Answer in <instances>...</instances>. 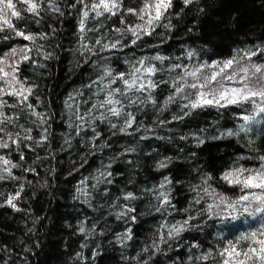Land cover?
<instances>
[{
  "label": "trees",
  "instance_id": "16d2710c",
  "mask_svg": "<svg viewBox=\"0 0 264 264\" xmlns=\"http://www.w3.org/2000/svg\"><path fill=\"white\" fill-rule=\"evenodd\" d=\"M12 2L23 19L12 16V10L0 12V16L7 18L17 31L46 33L48 39L35 42L43 45L37 52L30 41L16 36L0 20L3 28L0 57L4 58L0 64L3 69L0 101L6 102L0 111L12 118L4 124L6 132L0 134L9 143L8 148L0 149V156L11 162L5 165L0 160V176L4 177L0 180V264H224L226 259L237 264L246 260L242 255L230 258L227 253H221L230 244H235L238 252L258 248L254 240L241 237L257 232L254 239L264 240V235L259 234L264 220L260 214L232 212L229 215L230 210L219 204V196L241 195L239 186L222 179L226 171L240 167L256 170L264 163L259 160L264 155V114L258 113L256 105L251 103L185 108V104L199 99L196 93L200 91L187 87L166 107L165 101L174 94L173 81L185 72L201 68L197 76L203 82L205 76L220 72L228 60H234L232 67L217 76L211 89L223 91L221 84L225 88L238 86L235 80L225 77L235 72L239 79L245 75L243 68L249 70L248 75L254 81L264 76V71L252 75L253 65H264V51H261L264 0H198L188 7L183 0H173V7L165 17L152 25L147 21L155 15L154 11L141 13L143 19L134 14L152 0H117L119 8L113 10L115 15L104 12L96 18L94 12H89L86 28L96 30L88 31L84 40L79 21L85 3L59 0L63 16L52 13L43 3L41 7L47 11L34 16L25 10L27 5L23 0ZM86 3L90 9L99 0H86ZM165 24L170 27H164ZM130 29H135L136 35ZM98 39L104 44L117 40L120 43L116 48L101 51L100 45H95ZM133 40L136 42L132 43ZM85 43L94 46V50H85L82 47ZM25 45L32 48L27 53L31 57L29 61H24V53L19 51ZM13 48L18 50L17 54L5 57ZM250 51L257 54L249 60ZM189 52L194 55L189 57ZM45 53H51V58L45 59ZM157 55L166 59H153ZM140 61H144L143 66ZM173 65L183 67L169 71ZM137 67L141 68L137 74L140 81L157 82L158 87L152 91L156 104L149 101L128 105L125 100V112L135 115V123L126 132L119 131L124 126L123 116L110 117L117 128H112L109 120L90 119L86 114L92 105L109 91L105 85L119 73H125V79L131 82ZM144 67H155L157 71L149 75ZM106 69L113 76L93 84ZM185 80L197 82L185 76L179 83L184 84ZM17 81L32 89L30 95L24 93L27 101L6 94L20 90L21 83ZM110 87L127 91L120 79ZM127 94L148 96L147 92ZM116 98L123 99L119 94ZM28 104L43 114L46 123L32 114ZM103 111L95 110L92 116ZM79 115H84V121L77 119ZM245 115L253 118L247 124L242 119ZM241 125L248 131H240ZM228 130L238 135L221 136ZM97 132L100 135L94 138ZM8 133L13 140L19 133L18 143H12ZM27 135L32 139L25 138ZM42 135H47V140L41 142ZM196 137L204 143L198 146ZM165 158H171L168 166L157 170L158 163ZM12 164L17 167L12 168ZM6 168L11 170V175L4 171ZM208 175L212 179L205 184ZM166 176L172 183L160 188ZM162 191L169 194L170 205H164L163 198L157 199ZM246 191L259 192V189ZM127 192L134 193L138 199L124 200ZM17 193L19 197L13 202L19 211L6 203ZM209 205H213L211 210ZM124 206L135 211L118 219ZM258 206L253 201L250 211ZM157 207L162 210L156 211ZM162 224L165 227L161 228ZM81 225L85 227L84 233L80 232ZM174 228L181 231L177 234ZM128 229L132 238L122 245L117 237ZM145 248L148 250L144 251Z\"/></svg>",
  "mask_w": 264,
  "mask_h": 264
},
{
  "label": "snow or ice",
  "instance_id": "6c2138e0",
  "mask_svg": "<svg viewBox=\"0 0 264 264\" xmlns=\"http://www.w3.org/2000/svg\"><path fill=\"white\" fill-rule=\"evenodd\" d=\"M23 2L27 5V8L25 9L27 12L32 13L34 16H39L41 12L47 11V9H44L41 7V4L46 3L48 5V9L51 10L52 13L59 14L60 16L64 15V12L61 10L59 6V0H23ZM79 3H85V10L82 12V17L79 21V31L81 33V39H87L86 33L88 31H95L96 29H87L86 28V22L89 19V12L92 11L95 13V17L98 18L104 14V12H109L112 15H115L114 9L119 8V4L117 0H99V3H94L91 5V8L89 9L86 3V0H77ZM198 2V0H183V4L185 7H188L190 5H194ZM75 7V5H73ZM173 7V0H152L151 3H145L144 7L140 9L139 13H134L137 15H140L141 13H147L150 11H154L155 15L150 16L147 23L149 25H152L154 22H159L162 18L165 17V13L168 12L169 9ZM16 5L12 2V0H0V12H4L7 10H12L11 14L12 16L23 19L21 17L20 11L15 10ZM103 9V11H100L98 9ZM129 12H133L132 9L128 10ZM200 11H203L201 8ZM140 18L143 19V15H140ZM0 20L3 21V24L7 26V28L12 29L15 31L16 36L22 37L26 41H30L34 46L35 50L37 52H40L43 48V45H36V41L38 39L40 40H46L48 39V35L46 33H40V34H26L24 31H17L16 28L13 26V24L5 17L0 16ZM37 24L40 23V20L35 21ZM164 27H170V24L163 25ZM140 27V26H137ZM0 31H3V28H0ZM55 29H53V32ZM119 31V29H117ZM130 31L133 32L134 35H136L135 29H130ZM139 38V36H137ZM136 41L133 40L132 43H135ZM120 43L119 40H117L115 43L111 44H104L102 43V40L98 39L95 41V45H100V50H108L111 48H116L117 45ZM82 47L92 52L94 50V46H89L88 44H82ZM17 49L13 48L10 53H5V57L7 56H15L17 54ZM20 52L24 53L22 56V59L24 61H29L31 57L27 54L28 52L32 51V48L28 47L27 45L24 46V48L19 49ZM261 51H264V49H261ZM257 53L255 51H250L247 53V58L250 60L252 56H255ZM51 53H45L44 58L49 59L51 58ZM193 52H189L188 56H193ZM155 60L163 61L166 59V57L162 56H155L153 57ZM4 63V58L0 57V64ZM234 63V60H228L223 63V67L220 68V72H213L211 76H205L203 79V82H199V77L197 76L198 73L202 71L201 68L195 69V71L191 72H185L184 76L179 77V80H184L185 76H191L194 80L197 82L195 83H188L185 80L184 84H180L179 80L173 81V88H174V94L169 95L167 100L165 101V107L168 103L174 102L176 95L183 93L185 91V87L191 88V89H200L196 93V95L199 97L196 101H190L189 104H185L184 107H191L192 109H195L197 107H203L207 105H216L219 107H226L228 105H243L245 103H251L255 104L258 110V113L264 114V76L257 77L254 81L252 76L248 75V69L243 68L241 69L242 72H244V76L240 77L239 79L236 78V73L233 72L231 75L226 76L225 78L229 81L235 80L236 84L238 86L231 87V88H225L223 84L220 85V88L223 89V91H220L219 89H211L210 85L217 80V76H219L221 73H224L226 69H230ZM237 63H239L237 61ZM140 64L143 66L144 61H140ZM43 67V65H40ZM183 67L182 65H173L169 71H175L177 68ZM203 67H215L214 65H205ZM253 68L255 69V72L252 74L255 76L256 73H261L264 71V65H253ZM18 70L17 68H13V72L15 73ZM144 72L152 75L154 74L157 69L155 67H144ZM3 69L0 68V72H2ZM141 73V68L137 67L133 70V79L131 82L127 79H125V73H119L118 76L110 80L109 84L105 85V88H108L109 91L107 95L100 100L98 103L93 104L92 108L89 110V112L86 114L90 119H99L101 121L109 120L110 126L112 128H117L116 123H111L110 117H116L120 118L121 116L124 117V126L119 128V131L126 132V130L135 123V115L131 112H125V103L126 100L128 105H136V104H145L147 102H151L153 105L156 104L155 98L152 96V91H154L158 84L157 82L149 79L147 83H144L140 81V76L137 75ZM5 76L8 75V73H4ZM113 73L110 69H106L104 71V74L100 76L98 81H93V84L102 83L105 78L112 77ZM12 79L14 81L17 80V77L15 75L12 76ZM117 79L123 80L124 84L126 86L127 91L115 88L111 89L110 85L115 83ZM139 82V85H137V82ZM19 82V81H17ZM21 88L19 91L13 90L12 92L6 93L7 95H13L21 97L23 101H27V96L24 95L25 92H27L29 95L32 93L31 88H25L22 82ZM164 83H167L166 81ZM89 87H92V85H89ZM203 89H209V92L203 91ZM3 89H0V92H2ZM100 91H104V89H100ZM128 92H147L148 96L146 98H141L139 96H129ZM211 93V98L209 97V94ZM98 94V93H97ZM117 94H119L123 99L116 98ZM218 97V98H217ZM185 99H187V95H185ZM257 100L260 101L259 104H257ZM87 103V102H85ZM6 102L0 101V108L5 106ZM15 107L16 105H12ZM28 108L32 110V114L36 115L38 118L41 119L42 123H46V121L43 119V114L37 113L35 111V108L31 105H27ZM98 109H103L104 111L100 113L99 116H92V112ZM163 110V109H161ZM188 113H185L187 115ZM77 119H80L81 121H84V115L77 116ZM176 119V117H174ZM242 119L245 121V124H247L251 119H253L250 116H243ZM12 121L11 117L5 116L3 111H0V134H4L6 132V129L4 127V124L6 122L10 123ZM161 123H165V121H161ZM69 127H72V125H69ZM139 130V129H137ZM240 131H248L247 127L245 125L240 126ZM26 132L30 133L31 129H25ZM47 130L45 129V132ZM95 132V129H93ZM99 133H95V137H99ZM233 136L238 135L237 132H233L232 130H228L226 133H221V136ZM25 138L32 139L31 135H27ZM147 137H142V139H146ZM219 138V137H216ZM8 139L12 140V143H18L19 139V133H17V139L13 140L11 137V134L8 133ZM181 139H185V137H181ZM197 139V145L204 143V140L196 137ZM47 140V135H42V140ZM9 143L5 140H3V137L0 136V149L2 148H8ZM129 151H132V149H129ZM23 159V157H21ZM251 158V157H249ZM171 158H165V160H161L157 165V170L166 168L168 166V162ZM240 159H244V157H240ZM0 160L3 161L5 165L10 164L11 162L7 159H4V157L0 156ZM260 161H264V155L259 156ZM12 168L17 167V165L12 164ZM4 171H7L9 175H11V170L6 168ZM30 171H35L34 169H30ZM248 173V175H245V173ZM103 176L104 173H101ZM108 176H111V173H107ZM4 179L3 176H0V180ZM212 177L208 175L206 179L204 180V183L207 184L208 180H211ZM222 179L225 180L230 185H235L240 187L241 195L236 198H229L227 196L221 195L219 196V204L225 205L229 210V215H231L232 212H238V213H249L250 215L255 216L256 214H260L261 219L264 220V163H261L260 168L253 170V169H247V168H236L234 170L226 171ZM108 183H111V181H107ZM172 181L166 176L163 178V181L160 185V188H164L166 185L171 184ZM259 189V192L257 191H246V190H255ZM23 189H21L22 191ZM146 191H152V190H146ZM204 191L207 193L208 189L205 188ZM87 195V193H84ZM19 197V193H17L15 196H11L7 200V205L12 207L14 210L19 211V209L16 207L15 201ZM163 198V204L164 205H170L171 201L169 199V194L167 192H160L159 197L157 199ZM124 200H135L138 199L136 195L132 192H127L124 194L123 197ZM255 201L260 206L256 207L253 211H250L251 203ZM199 202V201H197ZM219 206V205H217ZM239 206V207H238ZM213 205H209V210ZM161 207H157L156 211H161ZM135 209L130 206H124V210L118 213L117 218H122L128 215V213L134 212ZM235 219L236 217H232ZM135 217H132V220L135 221ZM185 224L187 221L184 222ZM161 228L165 227V225H161ZM173 231H175L177 234L181 231V228H174ZM80 232H85V227L81 225ZM257 232H252L248 235L242 236L241 239L243 240H254V243L259 245V247H250L247 251L238 252L236 249L235 244H230L228 248L224 250V252L221 253V255H224L225 253L228 254V256L231 257H239L244 256L246 260H240L237 262V264H247V261H253V264H264V240H255L254 238L257 236ZM260 235H264V227H262L259 230ZM132 238L131 236V229H128L125 233L120 234L117 239L120 241V243L123 245L125 240H130ZM148 249L145 248L144 251H147ZM98 253H94V255H97ZM79 255V254H78ZM207 259V256L204 257ZM135 259V257L131 258ZM224 264H230V260L226 259L224 261Z\"/></svg>",
  "mask_w": 264,
  "mask_h": 264
}]
</instances>
